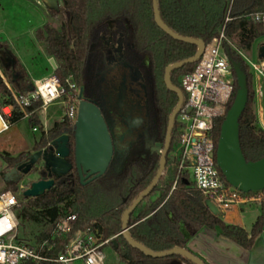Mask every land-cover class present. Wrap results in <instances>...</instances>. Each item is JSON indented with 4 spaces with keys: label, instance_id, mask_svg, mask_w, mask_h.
I'll return each mask as SVG.
<instances>
[{
    "label": "trees",
    "instance_id": "1",
    "mask_svg": "<svg viewBox=\"0 0 264 264\" xmlns=\"http://www.w3.org/2000/svg\"><path fill=\"white\" fill-rule=\"evenodd\" d=\"M158 6L164 23L185 37L209 43L219 34L218 27L230 12L235 19L226 27V34L231 40H236L233 42L239 48L248 50L256 42L264 41L263 26L241 16L246 11L264 10V0H232L231 4L228 0H159ZM47 8L51 16L61 17L60 26L46 22L35 30V37L45 53L56 59L58 77L64 80L71 74L78 85L84 83V75L88 72L92 44L110 23L116 25L118 31L126 33L136 48L147 55L158 80H163L168 65L192 57L197 51L196 45L174 39L158 27L154 20L153 0H59V8ZM227 50L230 59L239 63L247 76L248 101L239 119L241 148L247 160H258L264 156V129L257 122L253 106L252 76L240 54L232 46ZM196 64L189 63L172 71L173 84L182 90L181 76L192 71ZM0 66L18 94L26 95L32 90L33 80L26 68L10 43L1 39ZM0 94H10L2 79ZM40 104V100L33 102L29 110ZM19 119L17 117L13 122ZM29 121L42 130L33 150L47 146L50 140L74 129V124L67 120H56L45 129L38 113H34ZM222 121V118L215 120L213 135L216 144ZM29 154L22 151L13 155L3 151L0 152V160L6 169H11L27 161ZM156 173L157 165L152 166L151 162L135 160L122 164L114 159L102 176L84 185L74 168L69 174L57 178L55 184L40 196L26 197L25 189L20 193V207L17 209L19 228L24 235L32 234L34 242H37L48 236L59 220L76 213L74 230L98 229L104 238L117 240V245L110 241L107 246L112 248L121 264H164L172 256H148L132 247L120 234L124 211L152 182ZM0 174L2 177L5 174L1 165ZM176 178L177 169L170 162L152 192L134 209L129 219V232L135 241L154 251L178 246L188 248L190 240L181 230L183 224L191 237L204 228L218 227L223 236L245 248L252 247L262 233V215L257 217L250 232L238 225L227 224L209 210L200 190L184 182L185 176ZM20 182L6 181L2 192L11 190L17 194ZM156 193L158 195L153 199ZM24 235H21L23 239L32 242ZM70 237L71 234L58 235L54 240L53 254L61 252ZM182 259L192 264L188 259Z\"/></svg>",
    "mask_w": 264,
    "mask_h": 264
},
{
    "label": "built area",
    "instance_id": "2",
    "mask_svg": "<svg viewBox=\"0 0 264 264\" xmlns=\"http://www.w3.org/2000/svg\"><path fill=\"white\" fill-rule=\"evenodd\" d=\"M231 4L232 0H228ZM37 3L44 5L43 0ZM241 16L261 24L264 28V10L246 11ZM235 19L228 12L218 27L219 34L209 43L195 68L180 78L183 103L178 113L177 134L173 148V166L177 180L185 176L188 185L200 190L206 200L212 201L222 212L236 206L264 204V189L242 192L222 176L216 161L217 144L214 140L215 120L224 119L236 92L235 75L227 47L232 46L247 63L252 76L255 113L258 124L264 129V56L257 48L256 59L250 57V49L239 48L226 34V27ZM264 45V44H262ZM52 72L33 80V88L26 95L18 94L0 66V79L10 94H0V133L10 129L14 119L30 118L34 113L46 111L58 104V120L75 124L79 104V86L73 75L61 80L56 74L58 63L49 58ZM40 106L29 110L33 102ZM23 181L20 193L26 189ZM20 207L15 192L0 193V264H108L105 247L114 237L104 238L98 229H76V213L59 220L48 236L37 242H27L19 232L17 209ZM71 234L64 249L53 254L54 240L58 235Z\"/></svg>",
    "mask_w": 264,
    "mask_h": 264
},
{
    "label": "water",
    "instance_id": "3",
    "mask_svg": "<svg viewBox=\"0 0 264 264\" xmlns=\"http://www.w3.org/2000/svg\"><path fill=\"white\" fill-rule=\"evenodd\" d=\"M159 0H153L154 20L159 28L165 31L174 39L196 45L197 51L194 56L172 63L166 67L165 81L169 89L177 92L179 103L171 116L168 129L167 144L170 142V135L175 115L179 112L184 100L183 92L171 82L172 71L189 63L198 62L205 50L206 43L201 39L182 36L167 26L161 18ZM47 7L59 8V0H43ZM260 56H264V45L260 46ZM231 60L237 82V89L233 102L223 119L220 127V135L217 144L216 161L227 182L242 192H251L264 189V156L258 160H247L243 154L239 138V119L243 113L249 90L247 76L239 63ZM77 119L74 124V153L73 161L70 159L69 135L62 134L50 140L48 145L29 154L28 160L18 166L12 167L4 174L5 181L8 177L15 176L14 181H22L25 175L35 171L38 179L25 189L26 197H37L55 184V178H62L76 169L81 182L85 178L92 181L102 176L108 169L113 155V146L107 126L97 107L82 99L79 95ZM166 150L162 156L159 169L152 182L138 195V197L126 208L122 215V226L120 234L132 246L148 256L154 258L170 257L172 259L164 264H189L182 258L188 259L192 264H207L199 255L185 247H174L164 251H154L145 245L135 241L129 232V219L137 205L148 196L159 182L166 167ZM171 160L174 157L171 156ZM55 177V178H54ZM86 182H83L84 184ZM206 206L216 216L220 217L222 211L210 200H205ZM261 215L263 218L264 233V204ZM181 230L190 241L194 240L189 231L181 224ZM117 245V240L113 238Z\"/></svg>",
    "mask_w": 264,
    "mask_h": 264
},
{
    "label": "flooded vegetation",
    "instance_id": "4",
    "mask_svg": "<svg viewBox=\"0 0 264 264\" xmlns=\"http://www.w3.org/2000/svg\"><path fill=\"white\" fill-rule=\"evenodd\" d=\"M78 86L79 95L99 109L107 126L113 146L110 163L114 159L122 164L143 160L157 165L158 171L165 150L166 166L174 162L171 156L179 112L173 120L168 147L166 144L179 96L168 88L165 72L163 80H158L147 55L136 48L126 33L118 31L116 25L108 24L92 44L88 72L84 75V83ZM62 134L69 135L70 159L73 161L74 129ZM15 176L8 177L9 181H14ZM79 180L81 182L80 177ZM246 249L249 250L247 264H264L263 230L252 247Z\"/></svg>",
    "mask_w": 264,
    "mask_h": 264
},
{
    "label": "rangeland",
    "instance_id": "5",
    "mask_svg": "<svg viewBox=\"0 0 264 264\" xmlns=\"http://www.w3.org/2000/svg\"><path fill=\"white\" fill-rule=\"evenodd\" d=\"M32 1L24 0H0V37L4 40H9L12 45L20 50L22 54L27 56V61L35 64V68L39 72H49L52 69L47 64V56L41 52L34 44L36 29L42 22H50L53 26L59 27L61 17H53L45 5V11L42 7L35 5ZM1 39V40H3ZM235 41L236 40H232ZM264 44V41H258L249 51L250 57L256 59L257 48ZM37 75H32L34 78ZM254 110H255V105ZM58 104H52L46 111L40 113L43 121V127L48 129L54 121L58 120ZM42 135V130L39 127L31 125L28 118H21L14 122L10 129L0 133V152L4 150L10 151L12 154H18L22 151L32 152L35 140H38ZM1 169L6 173L10 169H6L4 163L0 160ZM38 179L37 173L32 171L25 175L22 179L25 185H30L32 181ZM186 182V180H184ZM6 181L0 174V193L2 192ZM20 191L17 192V196ZM158 195L154 194L153 199ZM255 204H248L243 209L235 207L232 210L222 212L220 216L227 224L238 225L243 228H251L256 221L257 216L262 212H258ZM260 213V214H259ZM259 214V215H258ZM21 235H24L23 230L19 228ZM25 237L32 242L35 241L32 234H25ZM108 264H121L115 252L110 246L105 249Z\"/></svg>",
    "mask_w": 264,
    "mask_h": 264
},
{
    "label": "crops",
    "instance_id": "6",
    "mask_svg": "<svg viewBox=\"0 0 264 264\" xmlns=\"http://www.w3.org/2000/svg\"><path fill=\"white\" fill-rule=\"evenodd\" d=\"M24 1H28V0H24ZM30 1H32L35 5L42 7L43 10L45 11L46 7H44V5L38 4L37 0H30ZM46 21L42 22L38 27L42 26L44 23H46ZM36 29H33V31L35 32ZM0 39L3 38L0 37ZM7 41L10 43L13 51L15 52L21 63L24 65V67L26 68L32 80L47 76L52 72V71L49 72L37 71L35 68V64L27 61L28 59L27 56L25 54H22L20 50L15 48L8 39ZM34 44L41 52H43L47 56V64L51 68V65L49 63V58L51 56H48L45 53L42 44L36 39V37ZM37 73H39L38 76H35L33 78L32 75H37ZM4 151H8V150H4ZM244 206L246 205H240L236 207L243 209ZM255 207L258 212H261V209L260 207H258V205H256ZM244 229L250 232L252 227L249 229L248 228H244ZM188 248L191 249V251H193L195 254L199 255L204 261H206L207 264H243V263L247 264L246 259L249 254V250L237 244L236 242L232 241L231 239L223 236L220 228L218 227L216 229H209V228L202 229L197 235H195L194 240L189 242Z\"/></svg>",
    "mask_w": 264,
    "mask_h": 264
}]
</instances>
